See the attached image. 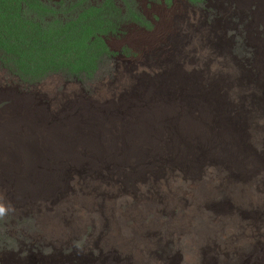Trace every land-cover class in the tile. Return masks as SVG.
I'll list each match as a JSON object with an SVG mask.
<instances>
[{
    "label": "rangeland",
    "instance_id": "374dc122",
    "mask_svg": "<svg viewBox=\"0 0 264 264\" xmlns=\"http://www.w3.org/2000/svg\"><path fill=\"white\" fill-rule=\"evenodd\" d=\"M249 1L240 9L237 0H0V135L5 131L16 147L30 137L39 144L30 128L58 125L68 148L65 171L47 148L50 167L28 182L36 188L53 182L46 213L18 214L21 201L0 208V264L3 258L14 264L16 255L26 257L17 264H137L116 247L120 227L135 226L122 218L109 222L106 213L116 210L139 212L153 229L155 221L166 222L172 237L143 242L151 264H171L174 255L172 264H264V40L254 42L264 38V0ZM186 2L205 5L208 14L188 42L180 24ZM250 18L260 20L261 35L251 32ZM12 44L20 59L9 54ZM160 80L158 103L148 91ZM75 106L77 113L66 116ZM80 106L87 110L85 129ZM131 109L140 113L145 137L127 134ZM134 150L146 153L141 164ZM80 156L79 167L81 160L73 158ZM114 157L132 162L136 175L142 172L148 182L141 194L156 197L158 214L153 203H139L127 183L100 177ZM1 167L5 176L15 170ZM1 185L16 188L23 199L38 190ZM230 233L234 246L226 256L209 252ZM158 250L164 256L154 255Z\"/></svg>",
    "mask_w": 264,
    "mask_h": 264
},
{
    "label": "clouds",
    "instance_id": "9594fccd",
    "mask_svg": "<svg viewBox=\"0 0 264 264\" xmlns=\"http://www.w3.org/2000/svg\"><path fill=\"white\" fill-rule=\"evenodd\" d=\"M237 1L240 4V9H241L244 4L242 3L241 0H237ZM146 4L147 3H145L144 6ZM225 6H226V2L224 1V7ZM205 7H206L205 5L200 6L197 3L192 5L186 2V4H184V14L180 15L182 18L180 24H184L183 27H181V31H182L181 35L184 36L186 42H188L189 40L188 39L190 37L189 34L190 33L192 34L196 31V28L198 25L196 26L195 24H197L201 20H206L208 18V14L205 10ZM233 18L234 16L232 15L229 16V19H233ZM189 19H191V21L188 23ZM257 22L254 23L251 18L249 20V24L251 25L250 30L255 36H259L262 34V31L260 30V27H261L260 25L262 24L260 23V20L258 19H257ZM202 25H204L206 28H210L207 23H203ZM255 30L256 32H254ZM263 40L264 38L262 40H257V37H256L254 39V42H257V44L260 46ZM12 47H13V50L9 52V54L12 56H14L15 54L16 58L20 59L21 56H19L20 53H18L19 46H17V44H12ZM167 57H168V54L166 58ZM172 59H174V57H172L168 61L170 62ZM161 62H167V60L161 61ZM213 70L216 72L215 69ZM166 80H170L174 82L178 80V77H167ZM160 81H163V80H160ZM184 85L186 87H190V85L188 86L185 83ZM123 99H126V98H123ZM78 107L79 106H75L70 111H68L67 109V113L65 115L67 116V114L69 113V115L74 116L77 113ZM86 111L87 110H84V108L80 106L79 113H78V122L82 129L83 128L85 129L86 121H82L81 119H82L83 114H84V117L87 118ZM56 113L58 114V118L60 122H62L63 120H62V117L60 116V110L56 109ZM66 127H68L69 131H71L70 126L68 124L63 125V128H66ZM30 129H33V131L35 132V139L39 142V144L34 141V138L30 137V139L28 140L29 143H25V144H22L16 147L13 145L12 140L9 139V136H5L4 134L5 131H2L0 135V166L15 169L11 172V174H9V176H5V173H0V208H5L11 203L18 204L21 201L20 210H16V213L22 214V215L27 214V213L40 214L39 213L40 210H42L44 214L48 211L50 205L47 207H43V204H44L45 199H48L49 196H53L54 194L53 182H50V179H47L45 183H42L40 188H36L38 183L29 184L28 182H30V179H33L35 177L34 175L35 173L37 174L41 172L42 168L45 167L48 169L50 167V165L47 164V162L45 161L47 159L46 154H49L47 151V148L51 149V154L49 155L53 156L56 160H58V162H60V168L62 169V171H65V165H62L61 162L62 161L65 162V153L68 150L67 145L61 136L62 129L60 126L58 125L48 126V125L39 123L38 126L31 127ZM50 139L55 142L50 141ZM40 148H45V149L43 151ZM20 157H23V158H20ZM120 157L123 158L125 156L123 155V157L122 156ZM73 159L75 161L81 160V164L79 165V167L84 162V158H82V156L73 158ZM17 162L21 163L20 165H23V166L13 167V166L7 165L11 163L15 165ZM73 166H77V165H73ZM91 166H92V163L89 164L90 168ZM83 171H87V173H89L88 169H85ZM83 171H81L80 173H82ZM137 172L138 170H135V166L133 163H130V161H125V159H120L118 157L115 160L107 161V167L105 171L100 174V177L110 182L119 180L123 183H127V185H130L132 192L138 195L140 199L139 203L141 202L143 203V205L148 202L153 203L154 207H152V209L158 214L159 211L157 210V208L159 209L160 206L158 202L155 200L156 197L151 193L152 200H150L149 198L145 197L147 192L141 194V190L146 189L145 184L148 182V180L145 181L142 179V172H139V174L136 175ZM29 174L31 175L29 176ZM82 178L84 179V177ZM4 181L10 185H13L15 183L19 187L27 188L29 185L30 188H36L38 190L36 191V193H31L28 197L23 199V197L20 195V192L16 190V188L1 185L2 182ZM57 185L60 186L61 184H57ZM71 187L72 188L74 187V183L71 184ZM38 191H41L40 195H38ZM99 193L102 194L103 189L99 188ZM140 195H142V199ZM91 199L95 206H100L102 204L101 198H95V199L91 198ZM192 202L194 204V210L196 212L197 211L196 202L193 199H192ZM142 211L145 217L147 218L148 217L147 211H144V210ZM245 211H246V208L243 207V212ZM248 213H247V216H249ZM124 214H126L127 216H125ZM106 215L108 217L109 222H113L116 219L122 218L123 223L130 222V224L131 223L135 224L134 227H131L129 225V227H127L126 229H121L120 227L121 241L116 247L117 249L120 248L119 252L121 253L123 257H130V254H131L130 251L135 250L137 252V256L134 260L137 262V264H141L142 261H145L140 256V253H139V247L144 241H151V242L159 241L160 242L162 240L161 237L165 233L169 234L165 221L162 220L159 223L157 222L158 220L155 221L153 223L154 224V229H153L152 226L150 225H144L146 223L145 219L142 218L140 213L136 212L135 210H132L126 213H123L119 210H116L114 212L109 211L108 213H106ZM98 219L100 220V222L103 221L102 217H99ZM51 231H54L53 227L51 228ZM44 236L49 238L51 234L46 233L44 234ZM169 236L171 235L169 234ZM225 237L226 239H222V236H221L217 241H215L214 246H212L209 249V252L216 251L220 257L226 256L231 250V248L234 246V242L232 241L234 239V235L230 233V234L225 235ZM29 238L34 239L33 237H29ZM174 239L176 240V238ZM98 241H101V240H98ZM167 244L171 246L172 242L167 243ZM225 244L228 246L227 253L222 252V249H224ZM22 246H24L25 248L26 242H23ZM110 249L111 248L109 246H105V251L110 250ZM13 252L18 253L19 248L17 251H12L11 254ZM157 252H160L164 256L163 252L159 250L154 252V255H157ZM175 256L176 255H174L171 258V264ZM25 259L26 257H22V256L20 257L16 255L14 257V264L25 261ZM3 261H4V258H3ZM3 261L1 264H3ZM19 264H22V263H19ZM96 264H103V262L101 260H98ZM208 264H217V263L215 259H212L211 262Z\"/></svg>",
    "mask_w": 264,
    "mask_h": 264
},
{
    "label": "bare ground",
    "instance_id": "6f19581e",
    "mask_svg": "<svg viewBox=\"0 0 264 264\" xmlns=\"http://www.w3.org/2000/svg\"><path fill=\"white\" fill-rule=\"evenodd\" d=\"M242 1V3L244 4V6L246 5L245 3H247V2H250L249 0H241ZM239 4V3H238ZM246 7V6H245ZM261 15H262V17H264V10H262L261 11ZM181 26V25H180ZM166 34V33H165ZM161 82V81H160ZM160 82H158V83H156L155 85H151L150 86V88H149V91H148V94H149V97H151V98H153V102L154 101H159V102H161V98L160 99H157V98H154V97H158V96H160L161 97V92H162V87H161V85H160ZM249 89V88H248ZM247 89V90H248ZM158 102V103H159ZM214 111H211V112H209L210 113V118L208 119L210 122H211V120H212V118H213V116H214V113H213ZM139 116H140V113L138 112V110L137 109H131V111H130V113H129V115H128V117L130 118V120L133 122L132 123V127H133V130H131L130 132H127V134H135V135H141V136H143V137H145V134H144V131H143V129L138 125V121H139ZM75 127V126H74ZM130 130V129H129ZM124 131V130H123ZM206 131L208 132V130L206 129ZM89 133V132H88ZM124 133V132H123ZM100 138V137H99ZM121 138V137H120ZM208 140V139H207ZM114 142V141H113ZM96 144V143H95ZM115 146V145H114ZM89 147V146H88ZM94 147V146H93ZM93 147H92V149H93ZM108 147V146H107ZM97 148V147H96ZM98 148H99V146H98ZM97 148V150H100V149H98ZM127 148V147H126ZM91 149V148H90ZM108 149V148H107ZM106 149V150H107ZM128 149V148H127ZM150 149L152 150V152L153 153H150V157L151 158H153V160L155 161V159H157V156H156V150L154 149V147H153V145L151 144L150 145ZM125 150V149H124ZM123 150V151H124ZM127 151V150H126ZM131 151V150H130ZM240 151V149L239 148H236V149H234L233 151H232V153H233V155L235 156V153H237V152H239ZM89 152V151H88ZM94 152V151H93ZM97 152V151H96ZM103 152V151H102ZM107 152V151H106ZM110 152V151H109ZM99 153V152H98ZM129 153V152H128ZM110 154V153H109ZM127 154V153H126ZM99 155V154H98ZM95 156V155H94ZM145 156H146V153L145 152H143V151H140V150H134V157H135V162L136 163H142V161H143V159L145 158ZM93 157V156H92ZM96 158V157H95ZM115 158V157H114ZM125 158V157H124ZM97 159V158H96ZM116 159V158H115ZM92 160H94V158L92 159ZM99 160V159H98ZM101 160V159H100ZM146 160V159H145ZM128 161V160H127ZM147 161V160H146ZM151 161V160H150ZM97 162V161H96ZM132 163V162H131ZM13 165V164H12ZM148 165V164H147ZM9 166V165H8ZM157 166H159V165H157ZM156 166V167H157ZM241 166H242V168L243 167H246V164H241ZM1 167V166H0ZM16 167V166H15ZM18 167V166H17ZM156 167H154L153 169L151 168L148 172H150V173H152V172H154L155 170H156ZM2 168V167H1ZM148 168V167H147ZM147 168H145L144 167V169H147ZM79 170V169H78ZM63 172V171H62ZM57 173V172H56ZM75 174H78V172L77 173H75ZM82 175V174H81ZM57 176H58V174H57ZM53 178V177H52ZM59 178V177H58ZM88 178V177H87ZM55 179V178H54ZM90 179V178H89ZM94 179V178H93ZM181 180V179H180ZM88 181V180H87ZM59 182V181H58ZM87 183V182H86ZM93 184L95 183V181L94 182H92ZM83 185V184H82ZM184 185H185V183H184ZM90 186V185H89ZM181 186H182V184H181ZM95 188V187H94ZM90 189V188H89ZM57 190V189H56ZM85 190V189H84ZM89 191V190H88ZM91 191V190H90ZM90 196V195H89ZM73 197H71V199H72ZM90 203H91V200H90ZM89 203V204H90ZM256 205V204H255ZM87 214V213H86ZM81 215V214H80ZM101 216V215H100ZM63 217V216H62ZM82 217V216H81ZM91 217V216H90ZM53 218V217H52ZM264 220V219H263ZM88 221V220H87ZM50 222H52V221H50ZM237 224V223H236ZM168 225V224H167ZM113 226V225H112ZM116 227V226H115ZM168 227V226H167ZM117 228V227H116ZM119 232H120V230H119ZM121 233V232H120ZM120 235V234H119ZM169 236V234H167L166 233V237H168ZM116 237H117V235H116ZM118 238V237H117ZM119 242V241H118ZM246 247H244V249H245ZM248 248V247H247ZM246 248V249H247ZM130 256H132L133 257V260L136 258V256H137V252L134 250H131L130 251ZM139 253H140V256L146 261V262H148V261H150V262H148V264H151V262H152V260H151V257H150V254L148 253V248H147V245L146 244H144V243H142L141 245H140V247H139ZM135 262V261H134ZM130 263H131V261H130ZM143 263V262H142ZM141 263V264H142ZM145 264V263H144ZM260 264V263H259Z\"/></svg>",
    "mask_w": 264,
    "mask_h": 264
}]
</instances>
